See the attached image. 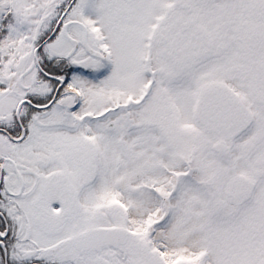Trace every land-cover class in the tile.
<instances>
[{"label": "snow or ice", "instance_id": "1", "mask_svg": "<svg viewBox=\"0 0 264 264\" xmlns=\"http://www.w3.org/2000/svg\"><path fill=\"white\" fill-rule=\"evenodd\" d=\"M0 264H264V0H0Z\"/></svg>", "mask_w": 264, "mask_h": 264}]
</instances>
